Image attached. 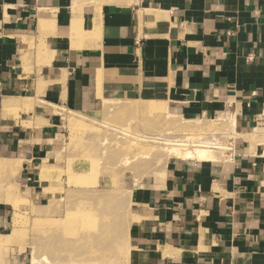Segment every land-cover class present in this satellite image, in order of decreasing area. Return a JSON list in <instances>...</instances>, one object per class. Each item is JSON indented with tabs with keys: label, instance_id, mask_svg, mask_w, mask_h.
Here are the masks:
<instances>
[{
	"label": "crops",
	"instance_id": "1",
	"mask_svg": "<svg viewBox=\"0 0 264 264\" xmlns=\"http://www.w3.org/2000/svg\"><path fill=\"white\" fill-rule=\"evenodd\" d=\"M98 1L80 14L76 0H0V171L16 164L41 197L42 160L62 149L55 109L102 95L168 100L186 120L230 114L234 149L132 191L130 264H264V0ZM11 214L0 204L5 238Z\"/></svg>",
	"mask_w": 264,
	"mask_h": 264
},
{
	"label": "rangeland",
	"instance_id": "2",
	"mask_svg": "<svg viewBox=\"0 0 264 264\" xmlns=\"http://www.w3.org/2000/svg\"><path fill=\"white\" fill-rule=\"evenodd\" d=\"M76 1L80 14H86L98 0ZM102 96L90 108L55 109L62 112V149L42 160L48 188L41 197L17 181L16 164L0 171V204L10 207L14 226L8 237L0 236V264H12L16 253L27 264H130L132 228L139 222L132 191L164 180L178 160H207L172 155L166 140L234 149L229 143L236 137L235 116L223 114L214 122L186 120L168 100ZM2 251L6 258H1Z\"/></svg>",
	"mask_w": 264,
	"mask_h": 264
},
{
	"label": "bare ground",
	"instance_id": "3",
	"mask_svg": "<svg viewBox=\"0 0 264 264\" xmlns=\"http://www.w3.org/2000/svg\"><path fill=\"white\" fill-rule=\"evenodd\" d=\"M147 108H149L150 110H153L152 105H151V107H150V105L147 106ZM181 141H183V140L181 139ZM181 141L179 142V140H177V141H169V140L167 141L166 140V142L164 144L168 146V150L172 155L183 156L185 158H199V159H208V158L212 157V150H210V148H213L214 145H216V144H212V146H211V144L206 143V142H204V143L202 142V143H199L196 145H195V143L192 142L194 144V145H192V143L190 144L189 140H188L189 144H185L184 142H181ZM186 141H187V139H186ZM83 233L85 234L86 232H83ZM82 240L83 239H81V241ZM88 242H89V240H88ZM87 243L85 244V246L88 245ZM71 261H72V259H71ZM74 261H77V259H75Z\"/></svg>",
	"mask_w": 264,
	"mask_h": 264
}]
</instances>
